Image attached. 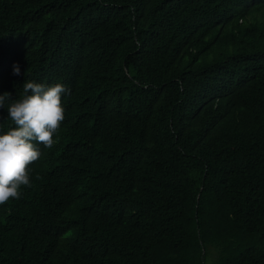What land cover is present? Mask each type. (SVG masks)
I'll use <instances>...</instances> for the list:
<instances>
[{"label": "trees", "instance_id": "obj_1", "mask_svg": "<svg viewBox=\"0 0 264 264\" xmlns=\"http://www.w3.org/2000/svg\"><path fill=\"white\" fill-rule=\"evenodd\" d=\"M25 81L70 93L0 264H264V0H0Z\"/></svg>", "mask_w": 264, "mask_h": 264}, {"label": "clouds", "instance_id": "obj_2", "mask_svg": "<svg viewBox=\"0 0 264 264\" xmlns=\"http://www.w3.org/2000/svg\"><path fill=\"white\" fill-rule=\"evenodd\" d=\"M13 75H21L20 65H13ZM70 93L65 85L46 86L34 81L23 83V94L13 99L10 92L0 95V108H5L14 127L0 134V205L19 199L22 186H31L28 166L37 161L41 151L37 144L52 148L65 119L62 95Z\"/></svg>", "mask_w": 264, "mask_h": 264}]
</instances>
